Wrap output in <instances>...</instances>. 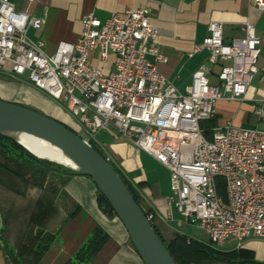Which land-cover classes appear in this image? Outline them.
Listing matches in <instances>:
<instances>
[{"label":"built area","instance_id":"2783aa9c","mask_svg":"<svg viewBox=\"0 0 264 264\" xmlns=\"http://www.w3.org/2000/svg\"><path fill=\"white\" fill-rule=\"evenodd\" d=\"M252 1L264 7V0ZM149 14L147 6L104 21L90 13L76 41H59L46 55L42 42L27 37L28 28L40 29L42 20L18 9L14 0H0V69L9 64L13 75H27L36 88L62 101L93 146L100 130L113 129L165 166L171 206L213 246L230 239L238 245L252 237L264 240V130L227 122L209 139L200 128L216 116L217 101L243 98L259 72L261 38L246 21L243 35L227 42L222 23L210 21L195 49L208 51L207 63L180 91L147 58L165 60L155 45ZM93 52L103 62L113 55L114 70L94 65ZM218 64L219 83L213 84L211 65ZM255 114L264 121V106ZM145 214L150 222L156 217L151 211Z\"/></svg>","mask_w":264,"mask_h":264},{"label":"crops","instance_id":"0c3cea01","mask_svg":"<svg viewBox=\"0 0 264 264\" xmlns=\"http://www.w3.org/2000/svg\"><path fill=\"white\" fill-rule=\"evenodd\" d=\"M14 2L31 18L42 20L40 29L28 28L27 37L32 42H42L46 55L54 52L59 41H76L83 19L90 13L104 21L113 14L122 16L128 9L147 6L150 23L156 30L155 45L165 60L156 62L153 55L147 58L180 91L190 83L194 71L207 63L208 51L195 49L207 36L208 23H222L223 38L229 42L243 35L244 23L249 21L262 40L259 72L242 99L217 101L216 116L218 128L227 122L239 127L245 120L260 122L255 110L264 106V7L252 0ZM91 57L92 63L103 71L114 70L113 55L105 62L98 59L97 52ZM211 68L210 82L218 84L220 65ZM0 99L46 113L70 128L77 126L83 136L87 133L65 106L36 88L27 75H13L9 64L0 69ZM94 143L139 194L142 206L156 214L154 224L166 242L176 234L189 235L186 225L194 223L186 222L171 206L170 172L165 166L113 129L100 130ZM28 163L46 173L44 180L35 179L29 172L19 176L14 161L9 162L0 154V264H66L96 227L107 234V240L88 264H144L118 218L99 208L98 190L89 177L64 167L51 169ZM164 229L170 232L168 239L163 236ZM227 242L233 245L224 248ZM227 242L214 246L221 254L208 264H264V240L252 237L240 245L234 239Z\"/></svg>","mask_w":264,"mask_h":264},{"label":"water","instance_id":"95a60500","mask_svg":"<svg viewBox=\"0 0 264 264\" xmlns=\"http://www.w3.org/2000/svg\"><path fill=\"white\" fill-rule=\"evenodd\" d=\"M2 130L36 135L69 157L76 164V168L50 161L72 173L91 179L111 206L144 264H177L118 172L99 150L75 130L39 111L0 99V136L16 142L34 157L42 160L13 135Z\"/></svg>","mask_w":264,"mask_h":264},{"label":"trees","instance_id":"16d2710c","mask_svg":"<svg viewBox=\"0 0 264 264\" xmlns=\"http://www.w3.org/2000/svg\"><path fill=\"white\" fill-rule=\"evenodd\" d=\"M219 127L218 118L215 116L213 119L205 120L200 123V128L206 138H211L213 130ZM95 147V146H94ZM14 148V149H13ZM96 148V147H95ZM18 150L19 154H16L15 150ZM97 149V148H96ZM98 150V149H97ZM100 151V150H99ZM100 153L106 158V156L100 151ZM0 154L9 162L14 161L16 167L18 169L17 174L19 176L26 175L27 172L30 173L35 179L42 181L46 177V173L40 168H33L31 163H39L44 167H49L51 162L43 161L37 159L32 154L27 152L24 148H22L16 142L0 136ZM107 159V158H106ZM109 163L114 167V169L118 172L122 180L127 185L130 190L132 196L135 201L140 205L143 211L146 213L147 211H151L145 209L142 206V202L139 194L131 187L129 182L125 179V177L121 174V172L114 166L113 162L108 159ZM220 187L222 186L221 180H219ZM97 203L99 208L108 216H116L106 201V199L101 195L98 191L97 195ZM153 212V211H151ZM154 221H151L155 231L158 233L160 238L163 240L166 248L169 253L175 260L177 264H208L221 254L216 248L209 244L199 241L187 234H176L174 237L166 242L158 228L154 224ZM107 240V234L100 228L96 227L94 231L87 238L85 243L80 247V249L76 252V254L68 261L66 264H88L94 256L101 249L105 241ZM217 256V257H216Z\"/></svg>","mask_w":264,"mask_h":264},{"label":"bare ground","instance_id":"6f19581e","mask_svg":"<svg viewBox=\"0 0 264 264\" xmlns=\"http://www.w3.org/2000/svg\"><path fill=\"white\" fill-rule=\"evenodd\" d=\"M4 133L13 135L18 141H20L30 152L35 156L40 157L42 160L49 162H59L63 163L67 167L76 168V164L62 153L57 147L46 142L42 138L21 132V131H12V130H2ZM52 160V161H50Z\"/></svg>","mask_w":264,"mask_h":264},{"label":"rangeland","instance_id":"374dc122","mask_svg":"<svg viewBox=\"0 0 264 264\" xmlns=\"http://www.w3.org/2000/svg\"><path fill=\"white\" fill-rule=\"evenodd\" d=\"M57 103L61 106H65V104L61 101H57ZM29 108V107H28ZM37 111V110H36ZM41 112V111H39ZM43 113V112H41ZM45 115H47L46 113H43ZM49 116V115H47ZM53 118V117H52ZM223 118H228L229 119V116L228 115H223ZM73 130H75L79 135L82 136V132L80 131V129L77 127V126H74L72 127ZM241 128L243 129H254V128H258L260 130H264V121H260L258 123H255L254 120H251V121H243V124L241 125ZM14 149V148H13ZM15 151H18L17 149ZM44 161V160H43ZM39 164V163H37ZM115 166V165H114ZM54 167H62L58 164H55V163H52L49 164V167L48 168H54ZM116 167V166H115ZM117 168V167H116ZM118 169V168H117ZM220 192H221V195L223 196V198L226 200V192L224 191V188L223 186H221L220 188ZM162 233H163V236L165 239H168L169 236H170V232L169 230H162ZM186 233H188L190 236H192L193 238L199 240V241H203V242H207L209 241L208 240V237L207 235L199 228L197 227L196 225L194 224H187L186 225ZM233 245V242H227L224 246V248H229Z\"/></svg>","mask_w":264,"mask_h":264}]
</instances>
